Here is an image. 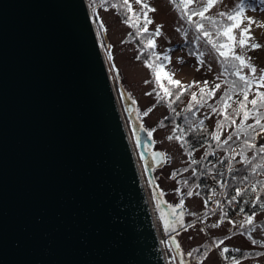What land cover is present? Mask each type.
<instances>
[{
    "label": "water",
    "instance_id": "1",
    "mask_svg": "<svg viewBox=\"0 0 264 264\" xmlns=\"http://www.w3.org/2000/svg\"><path fill=\"white\" fill-rule=\"evenodd\" d=\"M122 112L88 0H0V264H169Z\"/></svg>",
    "mask_w": 264,
    "mask_h": 264
},
{
    "label": "snow or ice",
    "instance_id": "2",
    "mask_svg": "<svg viewBox=\"0 0 264 264\" xmlns=\"http://www.w3.org/2000/svg\"><path fill=\"white\" fill-rule=\"evenodd\" d=\"M169 2L177 11L179 18L194 30L193 39L188 41V28L182 25L176 29L184 36L188 46L192 49L189 55L195 56L197 63L200 66H204L207 52L208 55H214L220 64L221 71L216 77L217 81H219L218 83L209 86V81L205 80L202 83L200 81H192L185 85L180 80L174 78L175 72L166 70L167 65L171 63L168 54L171 50H166L164 53H157L155 51V37L162 35V26L157 25L155 31L149 33L148 25L152 24L153 20L149 17L148 13L155 12L156 9L151 7L147 0H135V3L141 6L139 12L134 11L130 0H117L115 3H110V0H100V6L104 7L105 4L110 3L111 8L122 11L125 17L123 22L136 30L135 36H143V34L148 33L147 37L141 41L143 44L141 53L143 54L148 50H152L150 55L153 59L151 61L146 60L145 64L153 74V81L151 82L156 84V88H153L152 92L146 93V95L155 93L157 103H166L174 115L183 116V126L176 124L172 130V134L167 137L169 141H178L189 157L188 168H184L181 171L187 172L189 168H192V174L196 176L197 169L192 166L200 165L203 169L200 175H211L213 169H215V165L209 167L208 164L204 163V160L209 155H216L217 150H222L225 153V158L218 160V163L226 165L225 170L227 173L232 174L237 171L234 167V162L243 164L245 171L249 173L240 179V183L246 186L235 188L234 195L228 199L227 203L229 205L233 204L237 201L238 197H242L244 193L250 191L256 193V198L253 201H245L244 203H251L254 207L258 205L260 209H264V202H262L259 194L260 192H264V179H256V177H264V141L257 142V137L264 134V69L258 70L251 62V57L246 55L249 49L255 50L262 47L261 44L253 42L254 38L251 29L255 21L245 15L244 0H240L232 9L218 12L215 16L207 15V13L218 3H221L222 0H169ZM262 3H264V0H262ZM95 4L96 0H93V15L96 14ZM194 17H198L199 19H194ZM258 26L264 27V23ZM104 31H106L104 23L100 21L98 23L97 35H102ZM129 35L132 36L133 34L130 33ZM201 45L204 46V51L200 50ZM107 47L109 48L108 59L111 60V46L107 45ZM237 49L241 51L238 52ZM136 59H141V56L138 55ZM178 60L180 63H183L182 59L178 58ZM208 67L209 71H211V66L209 65ZM245 69L248 70L247 73L244 71ZM197 70L199 71V68ZM162 78L167 80V85L162 82ZM145 83H150V81H145ZM222 85L225 86L222 94L219 96V99L214 100ZM193 88H196L197 91H192ZM186 93H190V100L187 106L181 112H176L173 104L179 101ZM250 93H252L251 99H249ZM210 100L213 103H209ZM202 108L209 109V114H215L219 117L216 120L214 130L211 132L205 126V120L209 116L205 115L204 118L197 117V113ZM151 110V108L146 110L142 115L147 116ZM250 120L251 123L248 122ZM161 126H163V121H161ZM145 131L148 130L145 129ZM225 131H229V134L222 139ZM189 133L206 138L204 144L208 145L209 151H206L205 156L199 161L193 158L195 150L189 140L186 139ZM151 135L152 132L148 131V136L151 137ZM249 151H253L251 157L247 155ZM151 155L156 165H161L170 159L165 153L153 152ZM237 157H239V160H237ZM180 174V171L173 172L171 178L175 179ZM217 175L221 177V180H217L220 189H226L228 184L227 182H223L224 173L217 172ZM233 179L235 180L236 177L233 176ZM178 183L183 187H187L188 191L186 194H182L180 188L175 189V192L181 196L180 202L175 206L167 205V211L161 207L166 204V201L162 199L165 195L164 192L154 190L153 197L157 201L156 208L160 212L159 218L163 221L165 232L169 233V240L173 245V250L179 257L180 264H184L185 254L181 251L180 244L176 241L175 235L172 234L176 232L177 225L185 228V230L187 227L193 226L195 221L188 225H185L184 222L186 214L191 216L197 215L196 213L187 212L184 208V196H199L201 193L193 191V188L198 189L200 187L199 184L189 186L186 179L178 181ZM149 184H155V181L150 180ZM217 195L226 196L227 193H217L214 189L211 191V194L205 200L204 219L208 215H214L218 210L221 212L220 222H223L227 217V212L220 200H214V197ZM209 201H213L216 208H209ZM240 213H245L243 206L240 207ZM254 216L255 212L251 215L245 214L242 220L229 222L233 225L238 224L239 228L247 233L253 245L260 244L264 246V240L252 238L251 234L255 231ZM211 227H219V222L212 224ZM223 243V240L214 241L204 252V257L207 256V252L212 247H220ZM199 251L200 249L196 248L189 251L186 255L194 257V253ZM229 251L228 247H223L220 255L227 260L229 257L225 254L229 253ZM231 251L239 252L240 250L231 249ZM248 255L260 256L264 255V253L255 252ZM201 259L197 258V264H201ZM231 259L233 260V264H240L239 260L235 257Z\"/></svg>",
    "mask_w": 264,
    "mask_h": 264
},
{
    "label": "rangeland",
    "instance_id": "3",
    "mask_svg": "<svg viewBox=\"0 0 264 264\" xmlns=\"http://www.w3.org/2000/svg\"><path fill=\"white\" fill-rule=\"evenodd\" d=\"M251 1H253L251 3ZM134 11H140V5L135 3V0H130ZM149 5L156 9L155 12H149V17L153 20V23L148 25V29L155 31L157 25H161L162 35L155 37L157 53H164L166 50H171L168 52L171 63L167 65L166 70L175 72V79L180 80L183 84H189L192 81H200L201 83L205 80L209 81V86L214 83H218L216 77L221 71L220 64L216 60L214 55H205V64L200 66L197 63L195 56L189 55L192 50L184 36L178 32L176 29L182 25L188 28V41H191L194 37V30L190 28L183 20L179 18L177 11L174 9L173 5L169 0H147ZM240 0H222L214 8H212L207 15L215 16L218 12L228 11L232 9ZM245 3V15L251 17L255 23L251 29L252 36L254 38L253 42L262 45L259 49H249L246 55L251 57V62L257 67V69H264V27L258 25L264 23V3L262 0H244ZM88 4L95 22V26L98 31V23L102 21L106 31L101 38L102 48L105 55L106 63L109 69V73L113 82L116 94L118 95L119 102L122 106V111L127 120L129 132L133 140L134 146L136 147L137 157L141 167L142 174L149 188V197L152 203V207L155 210L158 220L163 226V221L159 218L160 213L156 208V199L153 197L154 190L163 191V200L169 205L175 206L180 202L181 196L175 192V189L180 188L182 194H186L187 187H183L178 181H183L185 177L189 176L188 173L192 172L189 168L187 172L181 171L183 165H186L189 161L187 154L184 152L180 143L176 140L169 141L167 137L172 134L174 126L170 123L166 124L165 117L167 114V109L164 103H157V98L155 93L152 95H146V93H151L153 88H156V84L153 81V74L151 70L146 66L145 61H151L153 57L150 55V51L141 53V48L143 44L141 43L143 36H136L133 39V35L129 34L135 32L136 30L130 27L128 24L123 22L124 15L121 14L117 9L110 7V4H105L104 7L100 6V0H96V14L93 15L92 6L93 0H88ZM194 19H199L194 17ZM143 23V21H141ZM105 35L106 40L103 38ZM112 59H108L109 48ZM202 51L205 50L204 46L201 45ZM237 51H241L237 49ZM140 55L141 59L137 60L136 57ZM178 58L183 60L180 63ZM211 66V71L209 67ZM114 66V67H113ZM199 68V71L197 70ZM247 73V69L244 70ZM162 76V73H161ZM163 79V78H162ZM145 81H150V83H145ZM224 85H222L221 90H218L215 99H219L222 94ZM196 90V88H193ZM125 99L134 104L133 120L129 117L127 112ZM152 109L147 116H143L142 113L148 109ZM209 110V109H206ZM202 113V111H200ZM208 118L209 121H213L217 116L211 114ZM161 121H163V126H161ZM142 126L148 131L152 132L153 144L151 149H160L168 157L169 160L163 163L162 166L153 168V177L156 186L149 184V177L140 160V154L138 153V148L135 142V136L132 131V125ZM147 131V132H148ZM264 141V134L257 137V142ZM218 168L225 171L220 164ZM180 171L181 174L175 179H172V173ZM215 177V179H213ZM221 179L217 174H211L207 176V183H212L215 180ZM189 183V182H188ZM190 185V183H189ZM191 186V185H190ZM197 188H193V191H197ZM230 194V193H229ZM234 195V192L233 194ZM231 197V196H230ZM230 199V198H228ZM211 203V201H210ZM235 208L240 211L237 205V201L233 203ZM184 208L187 212L196 213V216L185 215L184 222L185 225L195 223L192 227L185 228L177 225L175 235L176 241L180 244L181 251L184 255V264H197V258L201 259V264H233V260L227 253L229 259H224L220 252L223 247L238 248L249 253L260 252L264 253V246L257 244L253 245L251 240L248 238L247 233L239 228V225H233L229 221H237L232 216L226 217L223 222L221 221V212L216 211L214 215H208L204 219L205 214V204L201 196L193 195L191 197L184 196ZM220 212V214H219ZM243 218L245 213H242ZM241 218L240 220H242ZM202 221V222H201ZM239 221V220H238ZM219 222V227L213 228L212 224ZM254 226L255 231L252 232V238L257 240H264V210L255 213L254 216ZM203 229V231H202ZM164 243L170 252L168 255L169 264H180V259L173 250V245L169 240V234L164 233ZM227 237V239H225ZM223 240L224 243L220 247H212L210 251L207 252V256L204 257V252L213 244L214 241ZM199 248L200 251L194 253V257H188L186 254L193 249ZM245 252V253H246ZM241 253V252H240ZM246 255L239 260L240 264H264V255Z\"/></svg>",
    "mask_w": 264,
    "mask_h": 264
},
{
    "label": "trees",
    "instance_id": "4",
    "mask_svg": "<svg viewBox=\"0 0 264 264\" xmlns=\"http://www.w3.org/2000/svg\"><path fill=\"white\" fill-rule=\"evenodd\" d=\"M115 2H117V0H110V3H115ZM252 2L253 1H251V3ZM110 3H107V4H110ZM119 12L121 14H123L122 11H119ZM151 32H154V31L149 29V33H151ZM134 34H135V32H133V39L136 38V36ZM147 35H148V33H145V34H143V37L146 38ZM149 51L151 53L152 50H149ZM155 51L157 52L156 48H155ZM162 77H163V74H162ZM162 82L165 85H167V80L166 79H162ZM192 91H196V90L192 89ZM251 98H252V93H250V95H249V99H251ZM234 99H235V97H234ZM189 100H190V93H186L185 95H183L181 97V99L179 101H176L173 104V108L176 109V112H181L187 106ZM209 103H213V101L210 100ZM164 104H165L166 109H167V114H166V117H165L166 124L170 123L174 127H175L176 124H180V125L183 126V116L174 115L171 112V110L167 107V104L166 103H164ZM206 109L207 108H202L200 110V111H202V113L198 112L197 113V117L198 118H204L205 115H208L209 118H210L211 114H209V110H206ZM218 118L219 117L214 118L212 122L209 121V119L205 120V126L208 128L209 132L214 130L215 124H216V120ZM248 122L251 123V120L248 121ZM229 131H225L224 132V134L222 136V139L229 134ZM186 139L189 140L190 144L192 145L193 149L195 150L194 153H193V158L194 159H196L198 161L201 160V158L205 156V152L209 151L208 145L204 144V140L206 139L205 137H201V136H197V135H194L192 133H189V135L186 137ZM184 152H185V150H184ZM247 155L249 157H251L253 155V151H249L247 153ZM223 158H225V153L222 150H217L216 155H209L207 157V159L204 160V163L208 164L209 167H212V165H215V169H213L212 174H217V172H223L225 174V172L223 170L220 171V169L218 168V165H219L218 160L223 159ZM237 160H239V157H237ZM188 166H189V161H188V163L186 165H183L182 168L183 169L184 168H188ZM192 167L197 169V175L193 176L192 172H190V173H188L189 176H187V177H185L183 179L184 180L186 179L190 183L191 186H193L195 184H199L200 185V187L198 188L197 191H199L201 193V196H202V198L204 200V204H205V200L207 199V197L209 196V193H210V186L206 182L208 175H200V172L203 170L202 166L193 165ZM234 167H235V169L237 171H235L232 174L228 173V176L226 178L227 179V184H228L227 190H228V193H230V196H232L233 192H235V188H237V187H245L246 186V185L240 183V179L244 175H248L249 174L248 172L245 171V166L243 164H241V163H235L234 162ZM190 169L192 170V168H190ZM217 176H219V175H217ZM233 176L236 177L235 180L233 179ZM250 179H252V178L250 177ZM256 179H264V177H256ZM187 191H188V188H187L186 192ZM258 191H259V189H258ZM259 194L261 196L262 202H264V192H260ZM255 198H256V193H252L250 191L246 192V193H244V195L242 197H238L237 198V205H238L239 208L241 206H243L244 209H245V214H248V215H251L253 212L256 213V212H259L261 210H264V209H260L258 205H256L254 207L253 204H251V203H244L245 201H253V200H255ZM208 207L211 208L210 207V201L208 203ZM227 217H228V215H227ZM231 249H238V248H230V251H229L228 254L230 255L231 258L235 257L236 259H240V258H242V257H244V256H246L248 254L246 251H244L242 249H239L240 250L239 252L231 251Z\"/></svg>",
    "mask_w": 264,
    "mask_h": 264
},
{
    "label": "built area",
    "instance_id": "5",
    "mask_svg": "<svg viewBox=\"0 0 264 264\" xmlns=\"http://www.w3.org/2000/svg\"><path fill=\"white\" fill-rule=\"evenodd\" d=\"M220 166L224 170L226 169V165H221L220 164ZM224 172H225V174H224V177H223V182H227L226 178L228 176V173L226 172V170ZM219 180H221V179H219ZM208 184H209V186L211 188L209 195L211 194V191L213 189L216 190L217 193H220V192H226L227 193L226 196L217 195L216 197H214V200L218 199L224 205V209L227 212V215L232 216L237 221L240 220L241 218H243L242 213H240V211L235 208L234 204L229 205L227 203L228 198H230V194L228 193L227 188L226 189H220L219 184L217 183V180L213 181L212 183H208ZM210 206H211V208H216V205H215V203L213 201H211Z\"/></svg>",
    "mask_w": 264,
    "mask_h": 264
},
{
    "label": "bare ground",
    "instance_id": "6",
    "mask_svg": "<svg viewBox=\"0 0 264 264\" xmlns=\"http://www.w3.org/2000/svg\"><path fill=\"white\" fill-rule=\"evenodd\" d=\"M115 86V85H114ZM120 101V100H119ZM120 106H121V103H120ZM121 108H122V106H121ZM122 115H123V118H124V113L122 112ZM124 121H125V126H126V128L128 129V124H127V120H126V118H124ZM145 189H146V192H147V194L149 195V188H148V186H146L145 185ZM210 190H211V188H210ZM150 198V197H149ZM211 207V206H210ZM219 214H220V212H219ZM154 215H155V218H156V222H157V229H158V233H159V236H160V238H161V240H162V245H163V248H164V251H165V253H166V255H170V252L171 251H169L168 250V248H167V245H165V243H164V235H163V230H164V228H163V226H161V223L159 222V220H158V216H157V214H156V212L154 211ZM178 228V227H177ZM174 234V233H173ZM172 234V235H173Z\"/></svg>",
    "mask_w": 264,
    "mask_h": 264
},
{
    "label": "flooded vegetation",
    "instance_id": "7",
    "mask_svg": "<svg viewBox=\"0 0 264 264\" xmlns=\"http://www.w3.org/2000/svg\"><path fill=\"white\" fill-rule=\"evenodd\" d=\"M152 150V149H151Z\"/></svg>",
    "mask_w": 264,
    "mask_h": 264
}]
</instances>
